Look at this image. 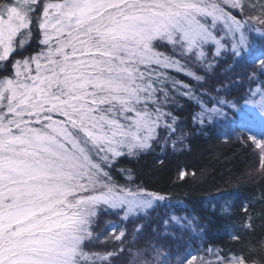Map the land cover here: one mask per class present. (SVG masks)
<instances>
[{
	"label": "snow or ice",
	"instance_id": "snow-or-ice-1",
	"mask_svg": "<svg viewBox=\"0 0 264 264\" xmlns=\"http://www.w3.org/2000/svg\"><path fill=\"white\" fill-rule=\"evenodd\" d=\"M250 7L247 0L0 2V264H110L112 253L84 250L97 210L128 215L164 199L117 185L111 169L150 149L160 132L176 135L164 109L187 85L171 74L247 48L253 21L264 27V11L250 16ZM258 103L264 111V94ZM211 114L202 110L201 123ZM256 147L264 153V143ZM259 163L264 169V155ZM206 253L216 259L191 256L186 264H247ZM130 255L129 264H167L156 247Z\"/></svg>",
	"mask_w": 264,
	"mask_h": 264
},
{
	"label": "trees",
	"instance_id": "trees-1",
	"mask_svg": "<svg viewBox=\"0 0 264 264\" xmlns=\"http://www.w3.org/2000/svg\"><path fill=\"white\" fill-rule=\"evenodd\" d=\"M247 2L255 6L248 15L264 11V0ZM34 48L35 44L23 55ZM262 55L264 27L253 21L247 48L237 53L222 50L219 57L190 65L185 74H171L187 85L170 93L172 99L164 109L175 118L176 135L169 139L168 132H160L150 149L118 158L111 169L117 185L164 199L154 201V210L128 215L101 206L86 252L112 253L110 264H129L130 254L151 246L167 264H186L191 256L214 261L216 256L206 253L211 249L221 257L264 264V169L259 163L264 153L244 126L248 120L258 123L264 133L258 103L264 94ZM202 110L212 113L204 123ZM248 224L252 227L246 228ZM121 231L122 241L115 238Z\"/></svg>",
	"mask_w": 264,
	"mask_h": 264
},
{
	"label": "rangeland",
	"instance_id": "rangeland-1",
	"mask_svg": "<svg viewBox=\"0 0 264 264\" xmlns=\"http://www.w3.org/2000/svg\"><path fill=\"white\" fill-rule=\"evenodd\" d=\"M52 2H55V0H52ZM260 114L262 118H264V111L260 110ZM244 126L250 131L252 136L256 138L258 142L264 143V133L261 130V127L258 123L255 124L254 122L248 120L246 123H244ZM112 227H115V224H112ZM233 257H237V256H233Z\"/></svg>",
	"mask_w": 264,
	"mask_h": 264
}]
</instances>
